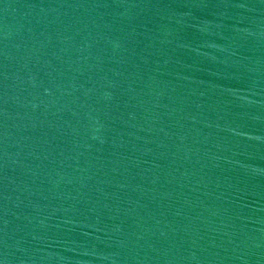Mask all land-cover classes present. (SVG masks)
I'll use <instances>...</instances> for the list:
<instances>
[{
    "label": "water",
    "instance_id": "95a60500",
    "mask_svg": "<svg viewBox=\"0 0 264 264\" xmlns=\"http://www.w3.org/2000/svg\"><path fill=\"white\" fill-rule=\"evenodd\" d=\"M0 264H264V0H0Z\"/></svg>",
    "mask_w": 264,
    "mask_h": 264
}]
</instances>
